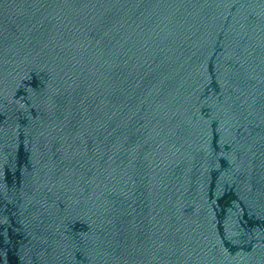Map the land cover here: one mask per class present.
<instances>
[{"label": "water", "instance_id": "1", "mask_svg": "<svg viewBox=\"0 0 264 264\" xmlns=\"http://www.w3.org/2000/svg\"><path fill=\"white\" fill-rule=\"evenodd\" d=\"M0 264H264V0H0Z\"/></svg>", "mask_w": 264, "mask_h": 264}]
</instances>
